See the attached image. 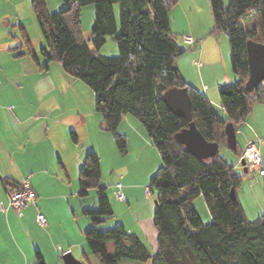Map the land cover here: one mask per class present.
Returning <instances> with one entry per match:
<instances>
[{
    "label": "trees",
    "instance_id": "16d2710c",
    "mask_svg": "<svg viewBox=\"0 0 264 264\" xmlns=\"http://www.w3.org/2000/svg\"><path fill=\"white\" fill-rule=\"evenodd\" d=\"M180 0H63L64 7L50 12L45 0L33 2L45 45L41 54L61 64L72 77L85 82L95 92L96 109L103 128L113 134L122 153L128 141L118 131L123 116L139 119L160 153L162 166L151 179L157 190L154 224L158 232L157 250L152 252L142 239L120 223L108 230L97 226L113 215L102 178L101 159L89 152L79 175L80 196L97 192V208L85 209L92 227L85 239L97 264H119L131 259L152 264H264V214L250 220L238 196L243 174L236 173L218 153L200 159L174 136L189 126L188 121L168 107L164 93L172 87L187 88L193 120L210 142L227 145L228 123L238 125L253 110L255 101H264V81L254 91H246L249 78L247 42L264 43V0H209L214 32H225L231 49V65L237 80L220 90L225 114L218 113L208 96L189 85L177 67V58L193 46L182 47L171 29V10ZM93 5L95 19L92 38L83 37L82 8ZM117 5L119 9L117 10ZM253 17L251 27L242 19ZM113 37L119 55L106 56L99 50ZM21 55L38 59L28 33L22 28ZM6 185H19L2 179ZM236 191V198L231 196ZM203 196L212 216L206 223L194 199ZM110 246L113 247L111 251ZM36 264H47L36 252Z\"/></svg>",
    "mask_w": 264,
    "mask_h": 264
},
{
    "label": "crops",
    "instance_id": "0c3cea01",
    "mask_svg": "<svg viewBox=\"0 0 264 264\" xmlns=\"http://www.w3.org/2000/svg\"><path fill=\"white\" fill-rule=\"evenodd\" d=\"M34 1L0 0V176L16 183L27 179L38 194L37 202L30 203L21 212L0 208V264H36V252L42 254L47 264H61L67 253L83 261L88 252L84 232L93 224L84 218L86 204L80 196V172L89 152L99 155L102 177L105 159L116 160L119 155L115 137L103 128L91 87L72 77L57 62L44 68L45 58L35 60L21 55V42L11 26L32 24L36 29ZM45 1L49 11L63 6L62 0H50L52 5L49 0ZM173 9L176 11L174 23L182 25L175 29L171 19V29L181 36L180 45L190 46L182 38L185 34H191L197 41L190 53L178 58L179 71L189 85L205 93L215 110L224 115L220 90L237 80L231 65L228 36L224 32L213 33L209 0H180ZM41 45H45L43 38ZM34 49L38 56L37 48ZM198 59L202 63L200 68L195 65ZM126 126L128 129L123 130ZM119 129L128 137L139 159L143 156L157 159V149L141 122L126 114ZM256 137L264 139V101H255L250 116L237 127V158L233 156L235 160H232L236 173L239 168L244 169V176L251 172L241 164V151ZM261 153L264 158V141ZM128 173L121 174L120 179L125 180ZM142 184L129 179L122 184L123 192L129 197L127 203L142 194ZM8 186L0 180V204L5 206L9 199ZM238 196L250 220L264 214L262 200L252 202V197ZM93 199L96 203L95 196ZM39 213L46 217L45 226L36 219ZM81 214L83 220H80ZM112 221L124 224L156 252L158 233L154 215L149 213L146 219H136L137 231L126 221ZM143 263L152 264L151 261Z\"/></svg>",
    "mask_w": 264,
    "mask_h": 264
},
{
    "label": "rangeland",
    "instance_id": "374dc122",
    "mask_svg": "<svg viewBox=\"0 0 264 264\" xmlns=\"http://www.w3.org/2000/svg\"><path fill=\"white\" fill-rule=\"evenodd\" d=\"M62 2H63V0H62ZM49 3H50V5H52V2H50V0H49ZM226 3L228 4V0H226ZM63 7H64V2H63V6L61 8H57L56 10H53L50 12H57V11L61 10ZM116 8H117V10L119 9L118 5ZM175 12H176L175 9H172L170 12V19H172L173 23L175 20V18H174ZM200 12L203 13V10H201ZM210 16L212 17L211 12H210ZM94 19H95V8H94V6L93 5L84 6L82 8V28H83V37L87 41H89L92 38V25L94 23ZM177 19H178V17H177ZM253 21H254L253 17H249L247 19H242L241 24L244 27L246 26V27L250 28ZM181 26L182 25L179 22L174 23L175 29L178 27H181ZM11 27H12L11 31L14 33V35H16L15 37H17L20 40V42H21L20 45H22V43H23L22 28H24L26 30V32L28 33L29 38H30L33 46L36 47L37 48L36 50H38V52H39L38 57L41 60H44V57L42 56V54L40 52L42 49L41 41H42L43 37H41L42 34L39 31L38 23L36 25V29L33 28L32 24H27V26H26L27 28L25 26H18V25L17 26L13 25ZM20 27H21V29H20ZM214 30L215 29L213 28L212 29L213 33H215ZM216 33H219V32H216ZM223 34H225V36H227V34L225 32ZM177 35L179 36V40H180V37H181L180 34H177ZM182 38H183V36H182ZM191 51L192 50H188L185 53H190ZM98 53L101 55H106V56H117V55H119V46L113 37H108L106 44L99 50ZM182 55H180V56H182ZM178 58H177V60H178ZM177 67H178V64H177ZM178 69H179V67H178ZM196 73L199 75L198 71ZM197 89L200 90L199 88H197ZM95 99H96V96H95ZM128 115L131 116L132 118H135L134 116H132L130 114H128ZM135 119L138 120V122H141L139 119H137V118H135ZM124 129H128V127L127 128L123 127V130ZM118 131L120 132L119 128H118ZM122 131L120 133L124 134V133H122ZM127 141H128V137H127ZM239 142H240V144H242L243 141L241 140V138H239ZM118 152H119L118 159H116V160H113V159L112 160H109V159L106 160L105 159V162L103 164V166H104L103 167V169H104L103 170V177L101 178V181H100V186L107 187L106 192H107V195L109 196V199H110L111 207L113 209V215L111 217L106 218L104 220V222L99 224L97 227L100 230L111 229L117 225V223L113 224L112 220L120 219V220L126 221V223L129 225V227H131V228L135 229V231H137L138 227L136 226V223H135L136 219H138V218L139 219H146L147 216H149V213H150V216H151V214H152V216L155 214V208H156L155 200L157 197V190L154 186H151V179L157 174L160 167L162 166V159H161V156H160V153L158 152V150H156V152L159 156L158 157L156 155L157 159H155L154 156H149V158H147V157L145 158L143 156L142 158L139 159L137 154L135 153L134 148L130 147L129 142H128V152L127 153H125V154L122 153L119 150V148H118ZM219 153L222 157L225 158V160L230 165L233 166V162H232L233 156L235 158H237V155H236L234 150H232L228 145H221L219 148ZM126 156H128V157H126ZM127 171H129V173H128V175H126L125 180L122 178H121L122 179L121 180L120 175L121 174H127ZM237 172L242 174V173H244V169L239 168V170ZM245 175L246 176H244L240 186L238 187L237 193L243 199H248L249 197H252V199H253L252 202H254L255 199L257 201L262 200L264 202V178H262L260 176H258L259 178H257V176L255 177L253 172H249ZM126 179H129L130 182L143 183L142 184L143 187L141 188V190L143 191L142 194H139L136 197V200H134V201L130 200V204L127 203V201H128L127 199H129V197L125 194V192H124V194L126 196V201H124V202L119 201L115 196L116 184L121 183V184L125 185ZM119 181H121V182H119ZM146 186L152 187V193L149 196V198L146 197V195H145L146 194L145 193V187ZM91 190H92V193L89 192V194L86 197H82L85 200L84 202L86 204V209L97 208V192H96V189H91ZM123 191H124V189H123ZM93 196H95L96 203H94ZM193 202H194V205H195L200 217L202 218V220L206 223L211 222L212 216H211L209 209L205 203L204 197L198 196L194 199ZM253 217L256 218L258 216H253ZM84 218H86V220H89L92 222V220L89 216L86 215V217H84ZM84 218L81 214L80 220H83ZM118 224H120V223L118 222ZM139 229L143 232V229L141 227ZM85 241H86V239H85ZM86 243H87V241H86ZM87 247H88V244H87ZM111 251H113V247H111ZM82 260L87 264H97V261H96L94 255L91 253L89 247H88L87 256H83ZM61 264H66V263L64 260H62ZM119 264H145V263L135 261V260H131V259H123V260H121V262Z\"/></svg>",
    "mask_w": 264,
    "mask_h": 264
},
{
    "label": "water",
    "instance_id": "95a60500",
    "mask_svg": "<svg viewBox=\"0 0 264 264\" xmlns=\"http://www.w3.org/2000/svg\"><path fill=\"white\" fill-rule=\"evenodd\" d=\"M247 57L249 64V78L246 82V91L252 92L264 81V43L255 40L247 42ZM164 99L170 110L177 116L185 118L189 126L177 132L175 140L185 145L200 159H210L219 153L220 145L208 141L197 128L193 120L191 96L187 88L172 87L165 91ZM227 145L234 151L238 150L237 129L234 123H228L224 130ZM242 166L248 170L246 161L241 159ZM236 191L231 196L236 198ZM66 264H86L77 259L72 253L64 256Z\"/></svg>",
    "mask_w": 264,
    "mask_h": 264
},
{
    "label": "built area",
    "instance_id": "2783aa9c",
    "mask_svg": "<svg viewBox=\"0 0 264 264\" xmlns=\"http://www.w3.org/2000/svg\"><path fill=\"white\" fill-rule=\"evenodd\" d=\"M183 40L186 44L196 47L197 41L190 34H185L183 36ZM195 65L200 68L202 66L201 61L198 59L195 61ZM1 84V80H0ZM264 139L261 137H256L253 140H249L241 151V159L246 161V166L248 170L253 172L257 176H264V158L261 153V145ZM8 192V205L0 204V208L2 210H7L11 208L17 212H21L26 206L30 203L35 204L37 202L38 194L32 188L29 181L26 179L23 182L19 183V185H9L7 187ZM145 195L149 198L152 193V187H145ZM115 196L119 201H126V196L123 192V185L121 183H117L115 186ZM37 221L42 226H45L47 223L46 217L44 214L39 213L37 215Z\"/></svg>",
    "mask_w": 264,
    "mask_h": 264
}]
</instances>
